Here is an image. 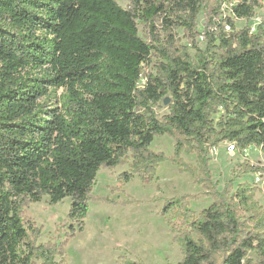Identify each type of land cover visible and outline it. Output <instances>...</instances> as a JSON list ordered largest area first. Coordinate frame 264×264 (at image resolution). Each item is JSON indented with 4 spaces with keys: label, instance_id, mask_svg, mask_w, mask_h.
Instances as JSON below:
<instances>
[{
    "label": "trees",
    "instance_id": "obj_1",
    "mask_svg": "<svg viewBox=\"0 0 264 264\" xmlns=\"http://www.w3.org/2000/svg\"><path fill=\"white\" fill-rule=\"evenodd\" d=\"M128 3L0 0V264H64L55 258L83 231L98 172L131 157L119 179L138 175L150 184L167 160L150 149L163 136L175 142L170 161L181 173H197L213 201L197 219L187 196L166 201L163 212L175 210L190 229L175 236L177 264H264V212L254 209L252 189L232 191L230 181L218 191L207 158L220 143L264 153V24L256 33L234 32L233 21H249L258 0L237 2L232 18L221 20L206 0ZM178 29L193 48L196 37L205 42L195 61L178 44ZM150 66L154 73L146 72ZM52 95L56 102L46 106ZM165 98L169 113L158 118L155 108ZM182 152L195 153L197 168L182 161ZM44 197L51 206L70 199L67 217L77 227L70 225L58 245L37 244L39 229L24 218ZM239 209L251 213L248 223H240ZM248 252L256 262L246 260Z\"/></svg>",
    "mask_w": 264,
    "mask_h": 264
},
{
    "label": "rangeland",
    "instance_id": "obj_2",
    "mask_svg": "<svg viewBox=\"0 0 264 264\" xmlns=\"http://www.w3.org/2000/svg\"><path fill=\"white\" fill-rule=\"evenodd\" d=\"M115 1L123 9L128 7V0ZM206 1L208 6L218 8V19L221 20L232 18L230 6L241 0ZM258 2L260 8L254 10V16L249 21L233 19L234 32L244 28L251 31L264 24V0ZM204 19L202 12L196 22L198 34L202 33ZM138 28L139 36L144 39L146 30L142 24H139ZM225 31L229 33L231 30L225 27ZM176 33L178 44L185 47L195 61L196 49L205 50L202 37L194 39L196 48H193L191 40L182 29H178ZM157 60V57H152V65ZM146 72L154 73L153 67H148ZM143 84L144 79L139 82V87ZM61 93L62 90H58L55 96ZM43 102L46 106H51L56 102V97L52 95L49 100ZM169 103L165 105L162 102L155 108L158 118L169 113ZM174 145L175 142L168 136L158 137L151 144V151L162 154L167 160L157 166L150 184L142 183L138 175H134L129 182L119 179L122 173L129 172L131 157H128L125 164L113 170L101 169L91 192L94 200L89 204L88 214L83 221V231L76 233L75 237L67 242L62 259L56 257L55 260L63 261L64 264H125V261L140 264H177L182 259V253L175 236L180 229H190L184 226L175 210L169 214L163 212L166 201L187 196L188 210L194 219H197L200 212L207 209L213 201L198 184L197 173L195 176L181 173L170 161L174 154ZM180 158L190 167L197 168L195 153L182 152ZM207 158L211 179L218 191H222L230 181H233L232 191L239 185L247 184L253 192L254 209L259 213L264 212V173L246 171V166L264 169L263 152L255 147L239 151L234 148V144L220 143L208 150ZM69 205V198L51 206L48 198L44 197L41 202L31 204L24 211L25 220L31 221L39 229L37 244L58 245L64 241L70 225L77 227V224L67 217ZM250 216L251 213L242 209L237 212L240 223H248ZM246 260L256 262L257 257L253 252H248Z\"/></svg>",
    "mask_w": 264,
    "mask_h": 264
},
{
    "label": "water",
    "instance_id": "obj_3",
    "mask_svg": "<svg viewBox=\"0 0 264 264\" xmlns=\"http://www.w3.org/2000/svg\"><path fill=\"white\" fill-rule=\"evenodd\" d=\"M168 103H169V99L168 98H165L164 104L167 105Z\"/></svg>",
    "mask_w": 264,
    "mask_h": 264
},
{
    "label": "built area",
    "instance_id": "obj_4",
    "mask_svg": "<svg viewBox=\"0 0 264 264\" xmlns=\"http://www.w3.org/2000/svg\"><path fill=\"white\" fill-rule=\"evenodd\" d=\"M230 7H232V6H230ZM226 29H229V28L226 27ZM255 29H257V28H253V29L251 30V33H255Z\"/></svg>",
    "mask_w": 264,
    "mask_h": 264
}]
</instances>
